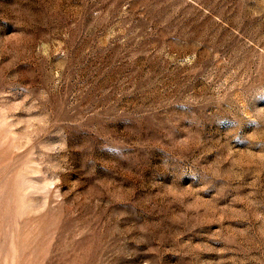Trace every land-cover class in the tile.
Returning a JSON list of instances; mask_svg holds the SVG:
<instances>
[{
  "label": "rangeland",
  "instance_id": "1",
  "mask_svg": "<svg viewBox=\"0 0 264 264\" xmlns=\"http://www.w3.org/2000/svg\"><path fill=\"white\" fill-rule=\"evenodd\" d=\"M0 264H264V0H0Z\"/></svg>",
  "mask_w": 264,
  "mask_h": 264
}]
</instances>
